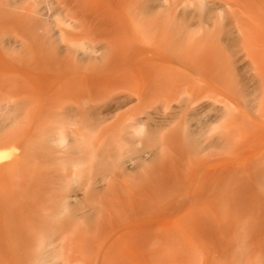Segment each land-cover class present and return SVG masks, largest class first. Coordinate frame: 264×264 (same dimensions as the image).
I'll use <instances>...</instances> for the list:
<instances>
[{"label": "rangeland", "instance_id": "obj_1", "mask_svg": "<svg viewBox=\"0 0 264 264\" xmlns=\"http://www.w3.org/2000/svg\"><path fill=\"white\" fill-rule=\"evenodd\" d=\"M168 1L0 0L17 60L0 66V264H264V0ZM159 35L215 38L237 102L187 74L149 93L121 46ZM65 79L92 110L81 137L77 104L43 93Z\"/></svg>", "mask_w": 264, "mask_h": 264}, {"label": "bare ground", "instance_id": "obj_2", "mask_svg": "<svg viewBox=\"0 0 264 264\" xmlns=\"http://www.w3.org/2000/svg\"><path fill=\"white\" fill-rule=\"evenodd\" d=\"M165 2L168 3L166 8L170 6V2L168 0H165ZM17 8L21 11H25L27 9L26 7H22V4ZM21 11L17 13V17H20V15H22ZM67 34L69 33L61 32L60 39L67 42L69 36ZM132 40L133 39L131 37V40L123 41L121 48H123V46V49L128 50L129 48V52L131 54L140 55L143 57L142 61L144 63V66L142 68H137V71L140 76H143V78L146 79V82H148L151 86H154V91L151 89L149 93L156 95L170 93V87H173V85H175L174 81L177 80L179 76L182 77L183 75L184 77V75L187 74L190 75L185 76V78L187 79L188 77L189 79H191L194 76V79L198 78L200 82H203L205 84L213 86L214 83H217L218 85L222 86L221 88L219 87L217 89V92L227 100L229 99L232 102H237L238 98L241 96L238 91H234L233 72L235 68L233 63L225 62L217 58V53H220L223 50V46L220 43H217V40L215 38L203 37L197 38V40L195 41L192 40V38L190 39L187 37H180L176 40L178 44L174 39H171L172 41H174V43L170 46L169 40H167L165 36L159 35L152 42H147V45L132 47L134 49L130 48V46L133 45ZM195 50H197V54L194 53ZM12 58L9 55L7 56V54H2L0 52V66L4 68H12L14 63H17V60H15L16 58ZM13 67L16 68L15 66ZM180 77L178 80L184 79H180ZM48 81L49 83L47 85H41L42 87H44L43 93L50 100L48 101L47 99L49 105L57 106L65 101L67 103L72 101V103L74 102L75 104H77L75 108L66 109L65 112L70 111L72 115L77 117L76 128L72 130L71 133L76 134L78 137H81V135H83L84 133L83 131L87 127V118L92 115V110L87 108L86 100L84 99L85 95L81 93V90L79 88H76L73 84H71L69 79H65L60 82H50V80ZM44 83H46V81ZM221 91L225 92V94L221 93ZM143 94L148 97L146 95L147 92H143L141 95ZM140 98L141 96L139 97V101ZM192 101L194 104L198 102L197 98H193ZM93 114L94 119L98 124L105 123V120L102 119L101 116L98 117L95 116V113ZM261 136H263L264 138V133H261ZM62 156L67 160V162H70L73 165L75 164V166L77 164L83 165L87 160V154L84 148H79L77 150L75 148L67 150L62 153ZM211 160V157L207 156L204 164H211ZM143 161L144 163H151L153 161V158L152 156H149V158L143 159L142 162ZM220 166H222V162H220L219 164L215 163L212 166L207 167V170L215 167L219 168ZM1 167L2 166H0V173H2L4 169H8V165L4 168ZM84 218L85 216L81 214L80 216H78L77 220L82 221V219L84 220ZM64 227L65 229H68L69 223L66 222L63 225V228Z\"/></svg>", "mask_w": 264, "mask_h": 264}, {"label": "crops", "instance_id": "obj_3", "mask_svg": "<svg viewBox=\"0 0 264 264\" xmlns=\"http://www.w3.org/2000/svg\"><path fill=\"white\" fill-rule=\"evenodd\" d=\"M202 36H207V35H202ZM208 36H215V37H219V36H217V35H212V34H210V35H208ZM244 70H245V68H244Z\"/></svg>", "mask_w": 264, "mask_h": 264}]
</instances>
